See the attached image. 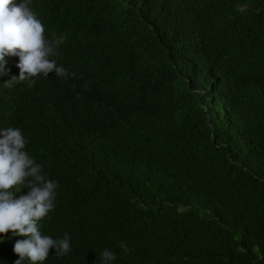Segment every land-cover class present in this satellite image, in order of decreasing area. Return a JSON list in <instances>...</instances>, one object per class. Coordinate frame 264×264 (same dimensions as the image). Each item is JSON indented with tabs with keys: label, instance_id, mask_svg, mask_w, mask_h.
<instances>
[{
	"label": "trees",
	"instance_id": "trees-1",
	"mask_svg": "<svg viewBox=\"0 0 264 264\" xmlns=\"http://www.w3.org/2000/svg\"><path fill=\"white\" fill-rule=\"evenodd\" d=\"M29 6L69 74L0 76V129L58 184L39 228L71 251L43 264H264V0Z\"/></svg>",
	"mask_w": 264,
	"mask_h": 264
},
{
	"label": "clouds",
	"instance_id": "clouds-1",
	"mask_svg": "<svg viewBox=\"0 0 264 264\" xmlns=\"http://www.w3.org/2000/svg\"><path fill=\"white\" fill-rule=\"evenodd\" d=\"M31 0H0V76L8 75L5 57H18L16 65L19 76H12L4 83L11 88L14 84L29 81L43 74L55 73L58 77L69 75L63 66H58L56 57L60 39L45 37V27L30 8ZM71 75H75L72 73ZM0 234L12 233L24 237L17 240L13 251L19 256L15 264H43L50 250L57 256L71 251L68 234L62 239L42 235L39 222L54 209L58 184L42 174V166L25 150L26 140L21 130L13 127L0 129ZM29 188L26 195L17 197L13 192L18 186ZM21 187H19L20 190ZM121 249H128L121 242ZM101 264H110L116 255L110 249L101 253Z\"/></svg>",
	"mask_w": 264,
	"mask_h": 264
}]
</instances>
